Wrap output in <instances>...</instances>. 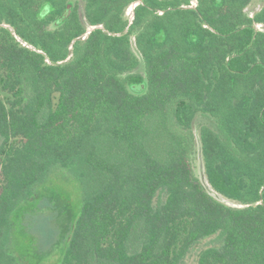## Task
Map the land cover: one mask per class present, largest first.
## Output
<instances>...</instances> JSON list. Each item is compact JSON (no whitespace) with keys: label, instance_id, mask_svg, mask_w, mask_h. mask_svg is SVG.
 Segmentation results:
<instances>
[{"label":"trees","instance_id":"obj_1","mask_svg":"<svg viewBox=\"0 0 264 264\" xmlns=\"http://www.w3.org/2000/svg\"><path fill=\"white\" fill-rule=\"evenodd\" d=\"M136 1L0 0V264L54 164L85 190L60 264H179L216 232L198 264H264V5L141 0L130 23ZM198 115L208 183L240 207L193 172Z\"/></svg>","mask_w":264,"mask_h":264},{"label":"rangeland","instance_id":"obj_2","mask_svg":"<svg viewBox=\"0 0 264 264\" xmlns=\"http://www.w3.org/2000/svg\"><path fill=\"white\" fill-rule=\"evenodd\" d=\"M196 3V0L192 1V5ZM263 5L264 0H251L245 11L249 16H253ZM83 6L81 2L82 15ZM134 8V4H131L124 14L130 23ZM90 28L91 26L88 29ZM255 28L264 31V24H256ZM131 46L140 59L135 72L145 75V62L137 48L135 35L131 36ZM202 124L211 125L212 121L198 115L193 122L194 146L190 154L193 172L205 189L217 200L230 206L240 207L241 204L217 193L208 183L200 141ZM82 174L79 165L54 164L43 180L36 183L26 197L14 205L9 217L5 245L6 252L11 256L8 264H60L85 200ZM222 244L220 232L203 237L190 247L179 264H198L199 256L206 248H220Z\"/></svg>","mask_w":264,"mask_h":264},{"label":"water","instance_id":"obj_3","mask_svg":"<svg viewBox=\"0 0 264 264\" xmlns=\"http://www.w3.org/2000/svg\"><path fill=\"white\" fill-rule=\"evenodd\" d=\"M141 3V0H138V1H136V2H134V3H132V4H134V7H136L138 4H140ZM96 27H101V26H91V28L90 29H88V32L86 33V35L88 34V33H90V31L92 30V29H94V28H96Z\"/></svg>","mask_w":264,"mask_h":264}]
</instances>
